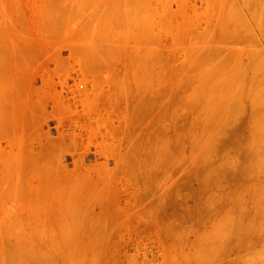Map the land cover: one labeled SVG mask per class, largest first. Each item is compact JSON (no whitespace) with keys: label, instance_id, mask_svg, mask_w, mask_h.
<instances>
[{"label":"rangeland","instance_id":"rangeland-1","mask_svg":"<svg viewBox=\"0 0 264 264\" xmlns=\"http://www.w3.org/2000/svg\"><path fill=\"white\" fill-rule=\"evenodd\" d=\"M0 264H264V0H0Z\"/></svg>","mask_w":264,"mask_h":264},{"label":"bare ground","instance_id":"bare-ground-1","mask_svg":"<svg viewBox=\"0 0 264 264\" xmlns=\"http://www.w3.org/2000/svg\"><path fill=\"white\" fill-rule=\"evenodd\" d=\"M236 28H237V26H236ZM242 28H243V27H240V26H238V29H235V26H233V28H232V29H234V30H236V31H237V30H239L238 32H241V33H242V35H241V36H244V35H245V33H244V32H242V31H247V30H246V28H245V27H244L245 29H244V28L242 29ZM229 29H230L231 31L229 30V31H227V32H231V33H232V32H234V30L232 31V29H231V28H229ZM241 30H242V31H241ZM236 31H235V33H236V34H235V33H234V34H233V33H232V34H231V33H228V34H230L231 36H232V35H234V37H237V35L239 36V33H238V32H236ZM237 33H238V34H237ZM241 33H240V34H241ZM243 33H244V35H243ZM235 35H236V36H235ZM245 36H246V37L248 36V32H247V34H246ZM249 36H250V35H249ZM243 38H245V37H243ZM250 38L252 39V35H251V37H249L248 39H250ZM245 39H247V38H245Z\"/></svg>","mask_w":264,"mask_h":264}]
</instances>
